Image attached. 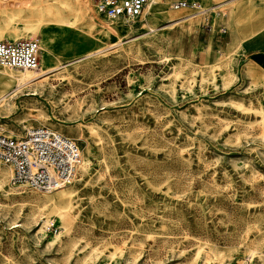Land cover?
Returning a JSON list of instances; mask_svg holds the SVG:
<instances>
[{
  "label": "rangeland",
  "instance_id": "obj_1",
  "mask_svg": "<svg viewBox=\"0 0 264 264\" xmlns=\"http://www.w3.org/2000/svg\"><path fill=\"white\" fill-rule=\"evenodd\" d=\"M174 1L111 23L0 0V41L38 40L42 65L15 101L0 80V131L82 150L70 202L0 161V264H264V0Z\"/></svg>",
  "mask_w": 264,
  "mask_h": 264
},
{
  "label": "built area",
  "instance_id": "obj_2",
  "mask_svg": "<svg viewBox=\"0 0 264 264\" xmlns=\"http://www.w3.org/2000/svg\"><path fill=\"white\" fill-rule=\"evenodd\" d=\"M91 1L97 14L111 23H130L142 18L150 3V0ZM172 6L199 10L197 4L187 0H176ZM0 66L42 71L39 41L33 38L0 41ZM0 161L11 168L12 182L53 192L75 181L82 163V150L74 139L46 127L28 128L20 137L0 131Z\"/></svg>",
  "mask_w": 264,
  "mask_h": 264
},
{
  "label": "bare ground",
  "instance_id": "obj_3",
  "mask_svg": "<svg viewBox=\"0 0 264 264\" xmlns=\"http://www.w3.org/2000/svg\"><path fill=\"white\" fill-rule=\"evenodd\" d=\"M62 1L64 2L65 0H62ZM155 3H156V0H150L148 10H150ZM244 7L247 8V9L244 8V10H242L244 15L247 14V13H250V11L252 12L253 9H254V6L251 3L248 4L247 6L244 5ZM188 8H191V7H188ZM30 72H34V71L24 70V71H21L20 73L17 74L14 71L9 70V69H8V71H3V70L0 69V80H2L3 83H5L7 85V87H11V85L13 83H15V88L12 89L7 94V95H10L9 98H10L11 101H15V99H19L20 96H22L20 94L22 93L23 89L27 86V84H29L32 80H35L36 78H38L36 76L39 73L36 74L34 72V74H36V76L33 77L34 75L32 73H30ZM5 96L6 95H3L0 98V103L2 102V100L5 99ZM3 175H5V174L3 173ZM70 194H72V191H68V190L63 188V189H61L60 198L70 202L71 201V197H72V195L70 196ZM66 207L68 208L69 206L67 204H63V205L60 206L59 209H60V211H62L63 209H66ZM112 256L114 257L115 253H112Z\"/></svg>",
  "mask_w": 264,
  "mask_h": 264
}]
</instances>
